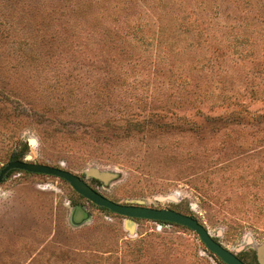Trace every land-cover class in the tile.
<instances>
[{"label": "rangeland", "instance_id": "rangeland-1", "mask_svg": "<svg viewBox=\"0 0 264 264\" xmlns=\"http://www.w3.org/2000/svg\"><path fill=\"white\" fill-rule=\"evenodd\" d=\"M252 3L254 12L245 0L216 8L214 0H168L164 8L208 13L212 28L234 23V10L254 22L255 31L236 27V43L254 47L244 61L256 55L260 73L236 57L241 71L226 76L229 57L192 69L195 58L175 57L169 44L129 43L126 18L161 12L151 0H0V170L24 151L22 159L68 169L114 201L193 215L260 264L264 118L245 109L264 111V0ZM162 50L171 52L167 65ZM249 80L262 85L256 94ZM221 90L230 100L216 104L211 93ZM90 168L114 177L90 176ZM75 205L86 207L88 222L71 223ZM211 254L192 229L115 214L56 176L16 170L0 183V264H225Z\"/></svg>", "mask_w": 264, "mask_h": 264}, {"label": "trees", "instance_id": "trees-1", "mask_svg": "<svg viewBox=\"0 0 264 264\" xmlns=\"http://www.w3.org/2000/svg\"><path fill=\"white\" fill-rule=\"evenodd\" d=\"M151 1L155 2L154 4L155 8L161 9L160 13L157 11H151V13H144L143 15L133 16L132 18H126L128 19L127 22H125L127 25V28H129L128 31L127 30L125 31V28H124L125 26H123L122 24L120 25L114 24L113 27H116V28L121 27L122 30L125 31L124 37L127 39L129 38V43L135 40L136 42L142 44L148 41V39L154 38L157 40L159 44L163 46L164 49L167 48V46L165 45L169 44L171 48H174L175 57L180 58V57H183L189 54L190 56L195 58L197 62L194 67L192 66L193 67L192 69H196L197 66L199 68L206 66L205 60H210L214 55L216 61H220L224 57L231 58L232 64L229 65L225 61L226 66L221 71L226 76L230 72H233V73L235 72L236 74H238V72L241 71L239 68L243 67V65L241 64H240L241 66L238 65L236 57H239V59H242L241 63L244 64L245 66H246V62L250 63L252 67L251 69L253 70L255 74L260 73V70L257 69V65H259V63L255 62L256 55H254L249 61H244L249 56L255 54V50H253L254 47L253 46H243V42L241 45L236 43L240 35L239 32H237L236 27L241 26V25L245 27L252 26L253 30L255 31V27H254L255 24L252 20L251 21L246 20L245 17H241L237 15L236 11L234 10L227 14V17H231L235 21L234 23L229 24L230 23L229 20H228V23L226 20H224V22L226 21V24L219 22V23H216L215 26L212 28L210 26L213 23V18L208 13L203 14L202 17L201 15H195V16H190L189 14L180 15L176 11L169 10V8L164 9L168 5V0H151ZM220 1L223 3V2H226L227 0H220ZM230 1L231 0H228V2ZM233 1L236 2L237 0H233ZM242 1L244 2V0ZM251 2L252 0L250 1L245 0V3H249L251 7L250 9L247 10V12L248 11L254 12L255 10V6L253 7L254 3H252L251 5ZM214 4H216L215 5V8H216L218 6L217 5L218 0H214ZM227 4L229 3H226L225 5ZM235 5H236V9L237 7L239 8V5L238 6L237 4ZM219 14L221 13L217 12V14L213 16L217 17L219 16ZM219 26L230 27L231 29H229L228 31L229 33L225 34V31L222 32L218 28ZM118 28L117 30H119ZM147 32H152V34L150 36H146L145 33ZM242 35L249 36L244 32H242ZM209 36H213L215 39H217L219 44H211L212 43L211 42L209 44H206L205 46L203 42H205L209 38ZM221 36H224V38H221ZM230 36H232V40H229ZM226 39L228 40V42L232 41L234 45H224L223 47H221L222 44L226 42ZM134 48H135V51H137L138 47H134ZM205 49L206 50L211 49L210 54H207L205 52ZM198 53L200 55L203 54L201 55L200 59L196 57V54ZM159 56L161 58L160 62L164 63V65H167L169 64V62L172 61L170 51L162 50ZM135 61H137V63L141 65V63L138 62V59H136ZM211 68H212L211 70L213 71L214 70L213 67ZM240 78H241V74L239 73L238 79ZM249 81L251 85L248 88V92H250L251 94H256L257 92H259V87L262 85L257 84L253 80H249ZM198 85L200 84L198 83ZM234 93H239V92L235 91ZM211 94H212V98L216 99L215 100L216 104H218L217 99H220L222 101L230 100L229 97L231 96V95H228L227 92L223 90L217 93V95H214L213 93ZM234 104H238V103L236 102ZM245 111L254 114L255 115L254 118L258 119L259 121H262L264 118V111L254 112V111H248L246 109ZM237 112H241V111L236 110V112H233L232 114H235ZM23 154H24V151H21L19 153H14L12 159H22ZM13 171H16V170H12L9 174H11ZM103 209L108 210L106 208H103ZM160 222L170 223V222H164V221H160ZM211 255L215 257V259L218 262H223L220 258H217L213 253Z\"/></svg>", "mask_w": 264, "mask_h": 264}, {"label": "water", "instance_id": "water-1", "mask_svg": "<svg viewBox=\"0 0 264 264\" xmlns=\"http://www.w3.org/2000/svg\"><path fill=\"white\" fill-rule=\"evenodd\" d=\"M11 170H22L31 173H39L56 176L66 180L72 188L89 202L106 208L111 212L134 219H148L154 221H164L173 224L186 226L197 233L206 248L215 256L220 258L225 264H248L238 254L225 247L216 240L208 228L195 216L183 213L173 208H156L140 204H126L114 201L94 189L84 178L72 171L60 166L45 163L32 162L28 159H12L0 170V183L8 176ZM87 174L101 180L113 178L114 174L100 172L96 168H90ZM91 218L85 206L75 205L72 209L70 221L73 225H80L88 222ZM257 258L264 264V241L257 247Z\"/></svg>", "mask_w": 264, "mask_h": 264}, {"label": "flooded vegetation", "instance_id": "flooded-vegetation-1", "mask_svg": "<svg viewBox=\"0 0 264 264\" xmlns=\"http://www.w3.org/2000/svg\"><path fill=\"white\" fill-rule=\"evenodd\" d=\"M11 171H12V170H11ZM11 171H10V172H11ZM10 172H9V173H10ZM9 175H10V174H8V176H9ZM8 176H7V177H8ZM7 177H6V178H7ZM6 178H5V179H6ZM256 256H257V251H256ZM257 259H258V258H257ZM258 261H259V260H258ZM259 263H260V262H259ZM260 264H261V263H260Z\"/></svg>", "mask_w": 264, "mask_h": 264}]
</instances>
